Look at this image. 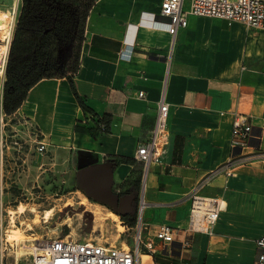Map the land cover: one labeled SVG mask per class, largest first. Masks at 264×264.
<instances>
[{
    "label": "crops",
    "instance_id": "obj_1",
    "mask_svg": "<svg viewBox=\"0 0 264 264\" xmlns=\"http://www.w3.org/2000/svg\"><path fill=\"white\" fill-rule=\"evenodd\" d=\"M161 1L96 0L91 7L73 82L93 114L58 76L34 84L12 115L31 142L45 143L40 153L53 169L76 175L100 204H120L117 216L130 217L142 174L133 154L147 141L163 96L168 136L145 175L143 238H153L158 224L185 228L188 191L214 171L201 193L222 198L224 209L211 233H192L187 246L178 234L153 253L141 251V264H251L264 232V30L188 14L171 44L153 23L167 20ZM237 115L251 125L244 146L231 143Z\"/></svg>",
    "mask_w": 264,
    "mask_h": 264
},
{
    "label": "rangeland",
    "instance_id": "obj_2",
    "mask_svg": "<svg viewBox=\"0 0 264 264\" xmlns=\"http://www.w3.org/2000/svg\"><path fill=\"white\" fill-rule=\"evenodd\" d=\"M20 5L21 0H0V43H5L9 35L10 46ZM68 52V46L61 49L64 67L70 64ZM4 81L5 74L2 77L0 73V108ZM4 123L3 128L0 123V264H29V249L36 239L65 234L117 246L132 245L133 232L126 230L120 216L113 220L109 212L114 211L90 200L79 189L76 175L53 169L15 116H7ZM20 207L23 212L18 210ZM48 209L51 213L44 218ZM35 219L38 220L34 222ZM28 223L31 229L27 228ZM16 229L22 233L18 241Z\"/></svg>",
    "mask_w": 264,
    "mask_h": 264
},
{
    "label": "built area",
    "instance_id": "obj_3",
    "mask_svg": "<svg viewBox=\"0 0 264 264\" xmlns=\"http://www.w3.org/2000/svg\"><path fill=\"white\" fill-rule=\"evenodd\" d=\"M162 0L159 15L167 20L162 22L153 19V23L163 25L174 40L179 27L187 24V15L214 17L226 20L228 23L238 22L246 27L264 30V0ZM143 91L137 93L138 97ZM264 105V99H263ZM9 116L0 108V123L3 128L4 119ZM105 129V124H100ZM30 133L36 131L30 128ZM231 143L244 146L251 135V125L242 115L235 116L232 123ZM168 136V103L163 96L157 102L156 115L153 127L146 142L139 145L133 154L135 160L142 163L141 185L133 225L121 220L126 230L133 232L132 245H115L108 241L95 238L77 239L70 234L62 236L36 239L31 244L29 264H141V251L153 253L164 244L174 240L176 235L183 234L182 243L189 244V236L194 232L211 233L224 209V200L218 196H207L201 190L209 184L213 173L199 179L187 193L191 204L188 212L187 225L178 228L167 224H158L153 238H143V209L145 206V175L152 163H159L165 152ZM38 152L45 150V143L36 140ZM231 162L222 166V171L231 174ZM257 253L251 264H264V232L255 240ZM2 259V254L0 256Z\"/></svg>",
    "mask_w": 264,
    "mask_h": 264
},
{
    "label": "trees",
    "instance_id": "obj_4",
    "mask_svg": "<svg viewBox=\"0 0 264 264\" xmlns=\"http://www.w3.org/2000/svg\"><path fill=\"white\" fill-rule=\"evenodd\" d=\"M96 0H21L16 27L10 42L5 64V81L2 90V110L13 114L25 99L28 90L44 78L66 76L73 95L84 113L93 114L84 99L77 93L73 74L78 69L80 46L88 13ZM69 47L64 67L61 49ZM104 122L108 117L104 116ZM87 197L98 203L80 187ZM120 194H118L119 196ZM138 200V197H137ZM115 213L111 206H107ZM130 226V217L121 215Z\"/></svg>",
    "mask_w": 264,
    "mask_h": 264
},
{
    "label": "bare ground",
    "instance_id": "obj_5",
    "mask_svg": "<svg viewBox=\"0 0 264 264\" xmlns=\"http://www.w3.org/2000/svg\"><path fill=\"white\" fill-rule=\"evenodd\" d=\"M9 41H10V36L7 35V38H6L5 43H0V73H1L2 77H3L4 71H5V63H6V58H7V51H8V48H9ZM82 202H84V200H82ZM18 210L20 212H23L24 211L23 207H20ZM50 213H51L50 212V209L46 210L45 211V215L43 217L44 218L49 217ZM109 216L113 220H118V216L116 214L112 213V212H109ZM37 220L38 219H35L34 222H36ZM27 228L28 229H31L32 228L29 223L27 224ZM15 233H16V236L15 237H16L17 241L18 240H21L22 233H21L20 229H16L15 230Z\"/></svg>",
    "mask_w": 264,
    "mask_h": 264
},
{
    "label": "water",
    "instance_id": "obj_6",
    "mask_svg": "<svg viewBox=\"0 0 264 264\" xmlns=\"http://www.w3.org/2000/svg\"><path fill=\"white\" fill-rule=\"evenodd\" d=\"M87 192V191H86ZM89 194V193H88ZM96 199H98V200H100L99 198H96ZM114 200H115V202H116V204L118 203H120V200H121V197H119L118 195H116L115 197H114ZM112 208L114 209V210H116V211H118L119 213L120 212H122V207L120 206V204L116 207V205H113L112 206Z\"/></svg>",
    "mask_w": 264,
    "mask_h": 264
}]
</instances>
